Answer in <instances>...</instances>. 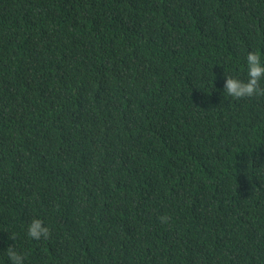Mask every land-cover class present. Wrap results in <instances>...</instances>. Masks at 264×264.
<instances>
[{"label": "trees", "instance_id": "obj_1", "mask_svg": "<svg viewBox=\"0 0 264 264\" xmlns=\"http://www.w3.org/2000/svg\"><path fill=\"white\" fill-rule=\"evenodd\" d=\"M254 50L264 0H0V264H264Z\"/></svg>", "mask_w": 264, "mask_h": 264}, {"label": "clouds", "instance_id": "obj_2", "mask_svg": "<svg viewBox=\"0 0 264 264\" xmlns=\"http://www.w3.org/2000/svg\"><path fill=\"white\" fill-rule=\"evenodd\" d=\"M246 67L248 79L246 82L239 79L228 77L225 81L226 93L233 98L252 97L260 95L261 89L258 87L259 82L264 78V62L261 59V53L258 50L250 51L246 55ZM44 222L39 218H34L27 224V235L34 239H39L41 236L47 237L49 227L42 226ZM8 256L13 261V264H21V256L11 248L7 250Z\"/></svg>", "mask_w": 264, "mask_h": 264}]
</instances>
